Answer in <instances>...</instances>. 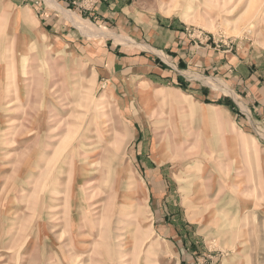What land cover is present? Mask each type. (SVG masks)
I'll return each instance as SVG.
<instances>
[{
  "label": "rangeland",
  "instance_id": "rangeland-1",
  "mask_svg": "<svg viewBox=\"0 0 264 264\" xmlns=\"http://www.w3.org/2000/svg\"><path fill=\"white\" fill-rule=\"evenodd\" d=\"M54 1L79 41L0 0V264H264V142L239 94L192 69L146 84L140 59L102 76L108 38L147 48ZM135 1L193 47L264 50V0Z\"/></svg>",
  "mask_w": 264,
  "mask_h": 264
},
{
  "label": "crops",
  "instance_id": "crops-1",
  "mask_svg": "<svg viewBox=\"0 0 264 264\" xmlns=\"http://www.w3.org/2000/svg\"><path fill=\"white\" fill-rule=\"evenodd\" d=\"M8 1L14 5L35 2V0ZM46 1L38 0L39 5L34 6L36 9L42 8L41 19L48 20L47 25L52 26L54 32L65 33L72 41L82 37L79 32H72L61 25L59 11L51 10L47 14ZM55 1L73 9L80 17H85L86 22L104 27L117 38L126 39L129 47L135 48L134 45H138L147 48L133 52L132 49L124 51L120 44L114 45L112 38H108L106 42L110 41L109 46L104 44L105 50L102 48L100 51L103 60H107L106 65L102 61L101 67L98 68L102 71V76L119 77L123 72L133 69L139 59L146 62L142 63L143 82L153 86L179 85L190 88L187 80L178 72L180 69L181 71L192 69L198 73L215 75L219 81L239 94L243 107L242 124L245 129L255 133L258 131L264 138V50L247 47L242 53L230 56L226 51L215 53L204 48L199 49L197 46L193 47L182 25H177L166 17L154 16L141 8V3L135 0H95L92 5L80 4L78 8L73 4L75 0ZM83 49L88 52L93 46L87 45ZM141 53L145 54L140 56ZM94 54L97 57L98 51ZM155 57L158 60L154 59ZM201 87L203 86L198 85L196 92L206 93L207 90L203 91ZM231 102L233 103L229 100L224 101L225 105H231ZM255 137L258 141L264 142L257 133Z\"/></svg>",
  "mask_w": 264,
  "mask_h": 264
},
{
  "label": "bare ground",
  "instance_id": "bare-ground-1",
  "mask_svg": "<svg viewBox=\"0 0 264 264\" xmlns=\"http://www.w3.org/2000/svg\"><path fill=\"white\" fill-rule=\"evenodd\" d=\"M7 70V69H6ZM11 84V83H10Z\"/></svg>",
  "mask_w": 264,
  "mask_h": 264
}]
</instances>
